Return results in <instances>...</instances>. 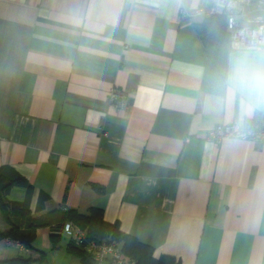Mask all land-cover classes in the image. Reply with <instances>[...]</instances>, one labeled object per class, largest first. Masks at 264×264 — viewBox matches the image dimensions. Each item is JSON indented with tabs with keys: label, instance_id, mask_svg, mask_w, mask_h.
<instances>
[{
	"label": "crops",
	"instance_id": "crops-1",
	"mask_svg": "<svg viewBox=\"0 0 264 264\" xmlns=\"http://www.w3.org/2000/svg\"><path fill=\"white\" fill-rule=\"evenodd\" d=\"M209 5L0 0V166L32 184V211L45 193V211L99 207L155 257L264 264V141L206 135L264 125V48L204 46L195 10ZM251 17L264 22V0Z\"/></svg>",
	"mask_w": 264,
	"mask_h": 264
},
{
	"label": "trees",
	"instance_id": "trees-1",
	"mask_svg": "<svg viewBox=\"0 0 264 264\" xmlns=\"http://www.w3.org/2000/svg\"><path fill=\"white\" fill-rule=\"evenodd\" d=\"M194 27L204 46L228 42L229 33L224 14H209L201 22L195 23ZM249 126H252V122ZM14 187L25 189L22 200L8 199ZM93 187L97 192L103 191V188L97 184H93ZM33 190L32 184L12 166H0V240L10 241L13 247L19 244L25 251H28L27 256L18 255L9 258L7 255L4 259H0V264H35V260L40 261L44 252L33 245L37 230L48 229L50 244L55 246L64 235L62 230L66 223L79 227L85 234L81 244H76L64 235L67 238V253L75 256L81 264H97L88 247L90 244L98 245L103 242L119 246L121 252L135 264H180L179 260L170 255L155 257L150 245L124 233L118 221L105 220L103 210L99 207H91L87 213H80L76 209L65 207L45 211V203L49 200V196L40 193L34 211H32L30 204ZM34 212L42 213L35 215ZM1 222L5 228L1 227ZM29 251H37L39 256L34 258Z\"/></svg>",
	"mask_w": 264,
	"mask_h": 264
},
{
	"label": "built area",
	"instance_id": "built-area-1",
	"mask_svg": "<svg viewBox=\"0 0 264 264\" xmlns=\"http://www.w3.org/2000/svg\"><path fill=\"white\" fill-rule=\"evenodd\" d=\"M210 3L208 10L199 7L195 12L206 15L216 13L224 14L226 18V28L229 33L228 45L232 49L256 50L264 48V22L251 19L253 0H207ZM126 95L116 89L111 88L108 93L109 102L115 107L126 106ZM207 139L215 144L221 143L225 139H251L264 141V125L254 124L240 128L237 124H216L207 131ZM67 238H71L76 244H81L85 238L83 230L79 227L66 223L62 230ZM0 259H4L12 246L6 240L0 243ZM16 248H22L19 244ZM88 250L92 252L97 264L108 262L110 264H135L133 260L125 256L119 246L103 242L95 245L90 244Z\"/></svg>",
	"mask_w": 264,
	"mask_h": 264
},
{
	"label": "rangeland",
	"instance_id": "rangeland-1",
	"mask_svg": "<svg viewBox=\"0 0 264 264\" xmlns=\"http://www.w3.org/2000/svg\"><path fill=\"white\" fill-rule=\"evenodd\" d=\"M1 224H3V222H1ZM4 241V239L0 240V243H3L2 246H5ZM66 241L67 238L63 235V237L57 242L55 246L50 244L49 247H45L41 239L35 238L33 245H35L36 249L44 252L43 258L40 261L35 260V264H69L70 254H68L64 248ZM62 245L63 247H61ZM18 255L27 256L28 254L24 250H18L13 246L10 247L8 252L9 258H14Z\"/></svg>",
	"mask_w": 264,
	"mask_h": 264
}]
</instances>
